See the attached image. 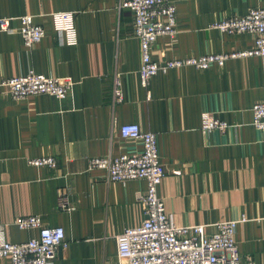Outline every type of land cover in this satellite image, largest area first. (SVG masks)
<instances>
[{"label": "crops", "instance_id": "obj_1", "mask_svg": "<svg viewBox=\"0 0 264 264\" xmlns=\"http://www.w3.org/2000/svg\"><path fill=\"white\" fill-rule=\"evenodd\" d=\"M176 37L160 36L154 58L201 56L247 50L251 33L214 27L227 16L264 7V0H175ZM122 0H0V80L30 71L68 76L65 98L48 94L15 100L0 86V237L27 240L36 230L14 224L40 215L65 230L66 244L51 264H118L116 235L146 218L138 195L146 181H111L90 158L141 149L120 126L137 122L157 132L165 169L159 195L179 225H206L245 218L235 233L243 262L264 264V136L253 125V105L264 101V56L231 58L207 70L175 67L141 76L143 49L134 35L133 13ZM75 13L76 44L55 29L53 14ZM32 15L46 35L31 46L18 32ZM119 84L122 98H117ZM226 123L207 129L205 117ZM54 156L55 168L32 158ZM65 194L71 209L59 207ZM0 264H12L0 258Z\"/></svg>", "mask_w": 264, "mask_h": 264}, {"label": "built area", "instance_id": "obj_2", "mask_svg": "<svg viewBox=\"0 0 264 264\" xmlns=\"http://www.w3.org/2000/svg\"><path fill=\"white\" fill-rule=\"evenodd\" d=\"M121 5L133 13L134 35L143 49L141 68L142 82L148 86L150 79L160 72L172 68L195 66L204 70L213 65L223 66L227 60L238 57L264 56V7L251 8L247 14L227 16L213 25L230 34L251 33L254 44L247 50L231 53H209L201 56L175 57L166 60L154 58V48L162 35L176 37L178 12L175 0H122ZM55 29L66 35L68 42L76 44L78 31L75 13L62 11L53 14ZM11 18H0V30L11 31ZM18 28L25 45L31 46L46 35L43 26L35 24L32 15L20 17ZM75 81L68 76H48L30 71L27 74L0 80V86L15 99L32 95L48 94L65 98ZM117 98H122L119 84L115 87ZM253 125L264 136V101L253 105ZM205 128H225L226 123L212 116L205 117ZM123 139L141 144V149L130 150L118 156H95L90 158V169H104L111 181L143 179L146 189L138 198L144 206L146 218L137 227L126 228L116 235L118 264H257L252 258L243 262L235 233L240 221L245 218L216 222L214 231L207 232L206 225H179L166 212L164 199L159 195L165 169L160 160L157 132L143 130L139 123H125L120 126ZM34 165L55 168L54 156L32 158ZM59 207L71 209L67 196L59 197ZM24 230H36L27 240L12 242L0 237V258H10L12 264H51L58 250L66 244L65 230L61 226L47 225L42 216L19 217L14 222Z\"/></svg>", "mask_w": 264, "mask_h": 264}, {"label": "rangeland", "instance_id": "obj_3", "mask_svg": "<svg viewBox=\"0 0 264 264\" xmlns=\"http://www.w3.org/2000/svg\"><path fill=\"white\" fill-rule=\"evenodd\" d=\"M167 35V34H166ZM163 36V35H162ZM175 58V57H174ZM225 65V64H224ZM223 65V66H224ZM213 66V64L210 66V67H208L207 69H209V68H211ZM223 66H220V67H223ZM207 69H204V70H207ZM10 95V94H9ZM11 96V95H10ZM12 97V96H11ZM13 98V97H12ZM28 98V97H27ZM13 99H15V98H13ZM26 99V98H25ZM15 100H24V99H15Z\"/></svg>", "mask_w": 264, "mask_h": 264}]
</instances>
